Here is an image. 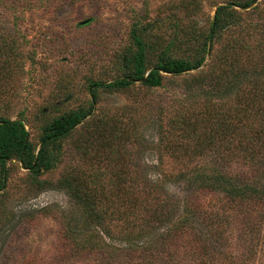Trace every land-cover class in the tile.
<instances>
[{"label": "trees", "instance_id": "trees-1", "mask_svg": "<svg viewBox=\"0 0 264 264\" xmlns=\"http://www.w3.org/2000/svg\"><path fill=\"white\" fill-rule=\"evenodd\" d=\"M258 1L233 0L218 6L208 32L190 30L184 40L176 36L161 50L159 41L146 40L150 27L136 22L131 32L135 47L122 58L125 75L111 82L91 83L93 101L98 100L97 91L101 88L119 91L136 83L156 88L162 86L167 74L179 76L195 70L201 75H195L194 82L200 86L209 84L211 88L201 108H198L201 103L194 102L197 106L193 108L197 111L173 121V126L193 143L170 145L177 158L186 153L193 157L183 160L185 167L175 178L160 172L155 177L131 175L136 166L129 161L120 163L121 149L115 147L119 138H125L116 121L107 117L97 119V126L83 133L81 151L86 156L92 147L97 166L94 174H82L71 168L60 178V185L79 206L83 220L79 226L74 216H71L73 219L66 217L65 233L73 241L88 234L87 242L80 240L74 244L79 249L88 247L100 258L98 264H122L126 263L125 259L155 264L160 257L166 259L160 260L161 264H183L174 256L186 255L187 250L193 260L198 259L202 264L235 263L232 252L227 253L231 233L237 230L245 234L247 227L250 239H261L264 232V42L248 43L246 38L252 27L246 24L243 11L239 10L255 8ZM10 34L0 29V72H4L5 79L11 76L5 68L11 67L14 57L18 56ZM225 34L231 37L222 42L221 52L211 68L206 59ZM178 49L183 54H178ZM155 52L158 55L151 64L150 56ZM236 54L243 55L246 62L235 59ZM225 99L228 108L223 103ZM93 104L66 111L45 123L39 143L31 140L25 119L13 120L0 115V189L6 184L7 163L14 159L35 177L56 169L62 158L63 141L78 126L89 124ZM222 139L239 143L225 147L218 143ZM225 149L231 151L239 164L245 165V171L252 169L235 172L224 166L221 158L208 156ZM226 160L231 163L230 156ZM174 186L184 190L178 199ZM204 192L218 194V205L195 204V198ZM114 221L125 226L119 235L110 226ZM222 244L225 248L220 252Z\"/></svg>", "mask_w": 264, "mask_h": 264}, {"label": "rangeland", "instance_id": "rangeland-1", "mask_svg": "<svg viewBox=\"0 0 264 264\" xmlns=\"http://www.w3.org/2000/svg\"><path fill=\"white\" fill-rule=\"evenodd\" d=\"M230 1L233 0H0V29L11 33L9 38L15 41L18 53L12 66L5 68L11 76L5 79L4 72H0V115L25 119L31 140L39 143L45 123L94 102L89 124L78 126L63 141L56 169L35 177L16 159L7 163L6 184L0 189V264H98L100 258L88 247H75L76 241L87 242L88 234L74 241L66 237V217L74 216L79 226L83 220L79 206L60 185L61 176L71 168L94 174L96 152L91 147L85 156L80 138L97 126V119L107 117L118 123L125 138H119L115 147L121 149L120 163L129 161L136 166L131 175L155 177L160 172L174 177L184 169L183 160L193 159L191 153L177 158L170 145H193L173 126V121L197 111L194 102L201 103V108L206 101V92L211 88L194 82L201 75L197 70L179 76L167 74L162 86L156 88L141 83L119 91L101 88L97 101H93L91 83L111 82L125 75L122 58L135 47L131 32L136 22L150 27L146 40L159 41L161 50L176 36L184 40L190 30L208 32L218 6ZM255 5L239 8L246 24L252 27L246 38L250 45L264 42V0ZM88 19L89 23L81 24ZM230 37L225 34L221 42L215 43L206 59L211 68L222 42ZM177 52L183 54L181 49ZM157 55L158 52L151 54V64ZM235 59L246 62L243 55L236 54ZM227 99L223 102L226 108ZM218 143L233 147L239 142L222 139ZM208 156L221 158L223 165L235 172L244 173L246 169L233 159L229 149ZM174 191L177 199L184 195L177 186ZM195 199V204L209 207L219 203L218 194L211 192L200 193ZM110 226L116 235L125 229L119 221ZM244 231L245 234L237 230L231 233L227 253L232 252L236 262L227 264H264V232L261 239L254 240L247 227ZM224 248L222 244L220 252ZM185 254L179 257L176 253L174 258L183 264H202L191 258L190 251ZM160 260L166 261L160 257L155 264ZM125 262L122 264H143L131 259Z\"/></svg>", "mask_w": 264, "mask_h": 264}, {"label": "water", "instance_id": "water-1", "mask_svg": "<svg viewBox=\"0 0 264 264\" xmlns=\"http://www.w3.org/2000/svg\"><path fill=\"white\" fill-rule=\"evenodd\" d=\"M91 21V19H88V20H86V21H83L81 24L83 25V24H87V23H89Z\"/></svg>", "mask_w": 264, "mask_h": 264}]
</instances>
